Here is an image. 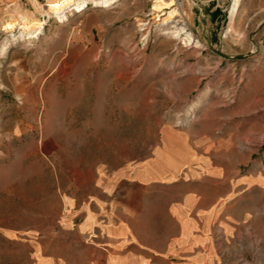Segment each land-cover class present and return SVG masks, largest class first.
I'll use <instances>...</instances> for the list:
<instances>
[{"label":"rangeland","instance_id":"obj_1","mask_svg":"<svg viewBox=\"0 0 264 264\" xmlns=\"http://www.w3.org/2000/svg\"><path fill=\"white\" fill-rule=\"evenodd\" d=\"M50 1L0 0V264H39L42 243L90 264L95 244L62 231L65 197L95 196L114 175L132 218L200 193L202 241L171 264H264V0H242L233 22L231 0L91 3L68 21ZM21 14L44 23L14 39ZM156 159L171 180L141 190L132 179Z\"/></svg>","mask_w":264,"mask_h":264},{"label":"crops","instance_id":"obj_2","mask_svg":"<svg viewBox=\"0 0 264 264\" xmlns=\"http://www.w3.org/2000/svg\"><path fill=\"white\" fill-rule=\"evenodd\" d=\"M261 42L264 52V26ZM173 171L157 159L146 160L132 182L139 183L141 190H148L149 183L171 180ZM114 176L105 177L104 186L93 189L95 196L67 203L73 205V213L61 223L63 232H72L78 239L84 237L85 242L95 244L92 255L96 256L90 257V264H171L179 246L190 251L202 241L200 230L205 226L208 211L201 209L198 191L182 188L169 198L161 213L132 218L130 202L122 201L126 191ZM39 248V264H70L65 254L50 251L44 243ZM208 257L193 255L185 264H199Z\"/></svg>","mask_w":264,"mask_h":264},{"label":"bare ground","instance_id":"obj_3","mask_svg":"<svg viewBox=\"0 0 264 264\" xmlns=\"http://www.w3.org/2000/svg\"><path fill=\"white\" fill-rule=\"evenodd\" d=\"M113 1L115 0H52L48 2V9H46V12L48 15L52 14L53 16L59 18L61 21H68L69 17L74 14V12H80L82 10H85L89 4H95V6H101V7H107L109 6ZM173 0H169L166 2L167 4H172ZM242 0H231V7H230V16H231V22H233L234 17L236 16V13L238 12L239 8L241 7ZM160 4H155L153 6V9L156 10ZM175 9L169 12V16L174 13ZM34 15H22V22H20V29L18 34H13L14 39H22L27 38L30 36V34L37 30V28L41 27L43 25V21L37 20ZM167 16L166 19H170V17ZM13 23L6 22L4 29H12ZM172 31V34L174 36H177L179 38H182L185 40V42H194V38L192 36V33L185 29V27H177ZM184 36V37H183ZM196 44H198V41H196ZM197 46V45H196ZM205 95V92L201 95H199L195 100H193L187 107V110L185 112V115L183 118H180L178 121L183 123H189L194 117L196 110L201 105L203 101V97ZM66 203H71L70 197H65ZM7 234L13 235V232L7 230ZM40 260V258H39Z\"/></svg>","mask_w":264,"mask_h":264}]
</instances>
